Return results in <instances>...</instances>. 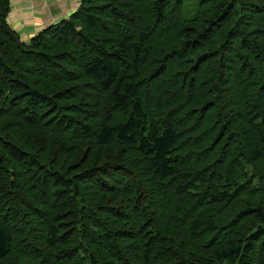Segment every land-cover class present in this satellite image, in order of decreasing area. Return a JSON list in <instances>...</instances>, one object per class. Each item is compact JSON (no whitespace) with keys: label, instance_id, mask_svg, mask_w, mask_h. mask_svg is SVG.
Segmentation results:
<instances>
[{"label":"trees","instance_id":"obj_1","mask_svg":"<svg viewBox=\"0 0 264 264\" xmlns=\"http://www.w3.org/2000/svg\"><path fill=\"white\" fill-rule=\"evenodd\" d=\"M10 10L0 262L264 264V0H81L29 42Z\"/></svg>","mask_w":264,"mask_h":264},{"label":"crops","instance_id":"obj_2","mask_svg":"<svg viewBox=\"0 0 264 264\" xmlns=\"http://www.w3.org/2000/svg\"><path fill=\"white\" fill-rule=\"evenodd\" d=\"M80 5L81 0H11L7 23L29 42L45 28L68 19Z\"/></svg>","mask_w":264,"mask_h":264},{"label":"rangeland","instance_id":"obj_3","mask_svg":"<svg viewBox=\"0 0 264 264\" xmlns=\"http://www.w3.org/2000/svg\"><path fill=\"white\" fill-rule=\"evenodd\" d=\"M22 136H25V133L24 134H21V133H18L17 135H16V137H17V139L16 140H18V139H23V138H21ZM26 137V136H25ZM48 140H49V142H52V139H50V137L48 136ZM21 142H22V140H21ZM87 147V145L85 146V148ZM97 147L95 146V149H96ZM121 150V148L120 147H118V146H115V148H113V149H103V150H100L99 152H97V150H94V152L92 153V156L91 157H89L88 158V156H89V154L86 156V158H85V160H88V164H90V161H91V158L92 159H94V158H100V159H105L106 157H108V156H110L111 154H113L114 152H117V151H120ZM47 152H48V159H47V162L48 161H50V158H56V164L57 163H59V160H60V157L61 156H59V155H57V154H54V153H52L51 151H50V149H48L47 148ZM81 156H82V154H75V156L73 157V159H72V161L71 162H73L74 161V159H80L81 158ZM54 162V163H55ZM98 194V195H97ZM102 194L100 193H96V192H92V193H90V198L88 199V201L86 202V204L88 205V206H93V207H95L97 204H92V203H90V202H96V203H99L100 201H104V203H106L107 204V202H108V197H110V196H106L107 198L106 199H102ZM83 201H81V203H82ZM105 206H107V205H105ZM96 208V207H95ZM98 208H103V206H99ZM104 209V208H103ZM103 215L105 216V213H103ZM108 217H109V220H110V222H111V224H112V227L113 228H118V227H120V223L119 222H113L114 221V218L113 217H111V216H109L108 215ZM131 223H126V224H124L123 226H127V228L129 229L130 228V225ZM95 246H97V244H94ZM41 247H42V245H40ZM31 261V259H28V258H24V257H22L21 255H19V254H17V253H14V254H12V255H10V257L7 259V260H5V261H2V262H0V264H27L28 262H30Z\"/></svg>","mask_w":264,"mask_h":264}]
</instances>
